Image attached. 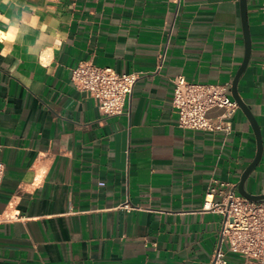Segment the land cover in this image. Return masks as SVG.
<instances>
[{"label": "crops", "instance_id": "obj_1", "mask_svg": "<svg viewBox=\"0 0 264 264\" xmlns=\"http://www.w3.org/2000/svg\"><path fill=\"white\" fill-rule=\"evenodd\" d=\"M248 23L238 93L262 136L245 184L260 195L264 0H248ZM245 53L241 0H0V264H211L218 207L258 141L241 108L228 132L180 128L171 81L233 96ZM84 61L139 76L123 114L73 86Z\"/></svg>", "mask_w": 264, "mask_h": 264}, {"label": "built area", "instance_id": "obj_2", "mask_svg": "<svg viewBox=\"0 0 264 264\" xmlns=\"http://www.w3.org/2000/svg\"><path fill=\"white\" fill-rule=\"evenodd\" d=\"M138 79L137 74L122 75L112 68L98 67L91 61L80 62L72 70L71 77L73 86L88 93L106 116L124 113L127 99ZM171 82L174 87L172 103L180 128L205 132L230 131V121L240 106L231 96L229 85L194 83L182 75ZM215 108L222 109L223 114L210 118L208 114ZM5 172V165L0 162V189ZM128 206V203L124 205ZM218 208L223 224L220 245L211 264H232L226 259L224 245L244 258L247 264H264V201L248 200L234 186L227 191L224 202Z\"/></svg>", "mask_w": 264, "mask_h": 264}, {"label": "water", "instance_id": "obj_3", "mask_svg": "<svg viewBox=\"0 0 264 264\" xmlns=\"http://www.w3.org/2000/svg\"><path fill=\"white\" fill-rule=\"evenodd\" d=\"M241 11H242V21H243V28H244V36H245V45H246V53L245 58L243 61V64L241 68L239 69L236 78L233 81L232 84V95L233 98L238 102L240 108L245 112L248 119L250 120L258 141V152L255 160L247 167V169L244 171L243 175L241 176V180L239 182L238 186V192L241 196L245 197L248 200L256 201V202H263L264 201V194L256 195L251 194L246 190L245 184L247 179L250 177L252 172L255 170L257 165L259 164L261 157H262V151H263V143H262V136L260 133L259 125L254 118L253 114L251 113L250 109L247 107V105L243 102V100L240 98L238 93V83L245 72L246 68L248 67L251 55H252V40L249 30V23H248V0H241Z\"/></svg>", "mask_w": 264, "mask_h": 264}]
</instances>
